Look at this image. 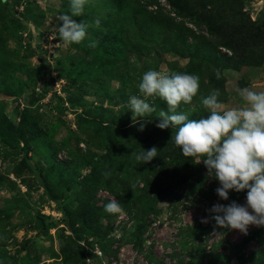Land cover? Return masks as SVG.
Returning <instances> with one entry per match:
<instances>
[{"label":"rangeland","instance_id":"obj_1","mask_svg":"<svg viewBox=\"0 0 264 264\" xmlns=\"http://www.w3.org/2000/svg\"><path fill=\"white\" fill-rule=\"evenodd\" d=\"M136 1L146 12L130 24L114 0H87L73 17L86 23L85 39L64 44L57 17L70 14L69 0H0V64H17L0 69L9 138L0 141V264H264V226L244 234L217 226L210 211L247 206V190L221 199L214 172L175 145L177 127H157L166 102L138 90L149 70L188 73L199 92L177 114L206 118L202 100L215 89L226 107L245 106L238 89L264 91V0ZM132 96L156 109L138 118L143 131ZM152 147L157 157L138 163L134 154ZM83 159L110 187L123 166L118 194L97 179L82 186L94 168ZM112 200L122 212L104 210Z\"/></svg>","mask_w":264,"mask_h":264},{"label":"clouds","instance_id":"obj_2","mask_svg":"<svg viewBox=\"0 0 264 264\" xmlns=\"http://www.w3.org/2000/svg\"><path fill=\"white\" fill-rule=\"evenodd\" d=\"M69 3L70 14L57 17L62 22L59 37L64 44H79L85 39L87 25L84 21L77 23L73 17L82 15L87 0H69ZM95 23L99 25L100 21L97 19ZM89 46L94 47L95 43ZM216 76L220 78L219 70ZM199 88L198 75L156 70L145 72L138 84L141 96H155L166 102L168 111L159 112L161 122L157 127H177L172 135L175 145L185 157L196 158L197 164L203 161L209 173L214 172L221 185L216 189L221 199L227 200L230 190H247V206L233 201L227 206L214 205L210 210L216 213L212 218L217 226L247 234L250 225L264 226V91L238 89L245 106L229 108L218 100L220 91L215 89L202 100L210 112L206 118L189 119L185 114H177L181 103L190 104ZM129 107L133 125L139 123L138 130L143 131V119L138 118L156 109L138 96L130 97ZM134 155L138 163L150 162L157 157V148ZM104 210L110 214L122 212L117 200L106 204Z\"/></svg>","mask_w":264,"mask_h":264},{"label":"trees","instance_id":"obj_3","mask_svg":"<svg viewBox=\"0 0 264 264\" xmlns=\"http://www.w3.org/2000/svg\"><path fill=\"white\" fill-rule=\"evenodd\" d=\"M116 3H117V5H118V7L119 8H122V9H125L127 12H128V14H129V19L127 20V22L128 23H130V24H133L134 23V20H136L137 18H143L144 17V13L146 12V10H145V8H144V5H142V3H141V1H136L135 0V2H132L131 4H130V2H131V0H114ZM166 1H168L170 4H172V6L174 7V2H173V0H166ZM3 60V59H2ZM1 60V64H0V69H3V70H6V71H9L10 72V66L11 65H14V66H17V64H15L14 62H7V61H5V60H3L2 61ZM27 72V71H26ZM24 73L25 75H27L28 77H29V79L30 80H32V78H33V76L31 75V74H28V73ZM28 115L27 114H24L23 116H22V119L24 120V118L25 117H27ZM100 125V124H99ZM101 127H102V125H100ZM135 131V130H134ZM136 132V131H135ZM30 133V132H29ZM26 138V137H25ZM36 138H37V136H33V132H31L30 133V135H29V137H28V141H30V140H36ZM3 139L5 140V143H9V141H8V137L6 136V135H4V132H2L1 134H0V141H3ZM30 146V145H29ZM117 148L118 149H120V150H124V149H129L128 147H127V145L126 144H122V145H120V144H118V146H117ZM103 159V157L101 158V160ZM84 161H86V159H83ZM95 163V161L93 160V161H86L85 163H84V166H92V164H94ZM143 169H146L147 168V166H144V167H142ZM124 167L123 166H120L119 167V173L117 174V180H116V187H118V184H120V183H122V182H124L125 180H124ZM96 170H97V165L96 164H94V168L92 169V171H91V173H90V175H88L85 179H84V181H82L81 183V185L82 186H86L85 188L86 189H88L89 187H91V188H93L91 185H92V182H94L96 179L97 180H99V181H101V185L99 186V188L101 189V188H103V186H105L106 187V189H108L109 191H111V192H114L115 194H118V190H117V188L116 187H110V186H108L107 185V181H106V184H105V181L103 182V180L102 179H100V178H98L99 176H95V172H96ZM118 170V168L117 167H115L114 168V166H110V167H108V169L106 170V172H107V174L110 176V177H112L113 175H112V173L113 174H115L116 173V171ZM141 174V173H140ZM42 177V179H43V182L46 184L47 183V181L49 180H47V177L46 176H41ZM112 179V178H111ZM50 181V180H49ZM51 182V181H50ZM91 188H90V190H91ZM117 191V192H116ZM122 191H125V189L124 190H122ZM120 192H121V190H120ZM87 209V207H85V210ZM102 209V208H101ZM87 211V214H91L92 212L90 211V210H86ZM101 211V210H100ZM70 220H71V215H69V214H67L66 213V215H65V218H64V221H65V223L66 224H68L69 222H70ZM80 246V245H79ZM81 247V246H80Z\"/></svg>","mask_w":264,"mask_h":264}]
</instances>
